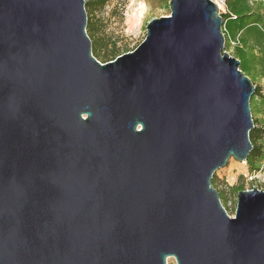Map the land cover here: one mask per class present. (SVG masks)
Here are the masks:
<instances>
[{"label": "water", "instance_id": "1", "mask_svg": "<svg viewBox=\"0 0 264 264\" xmlns=\"http://www.w3.org/2000/svg\"><path fill=\"white\" fill-rule=\"evenodd\" d=\"M100 62L85 0H0V264H264V190L227 214L255 85L213 0Z\"/></svg>", "mask_w": 264, "mask_h": 264}, {"label": "rangeland", "instance_id": "2", "mask_svg": "<svg viewBox=\"0 0 264 264\" xmlns=\"http://www.w3.org/2000/svg\"><path fill=\"white\" fill-rule=\"evenodd\" d=\"M168 1L85 0L86 31L91 40L93 56L100 62H106L132 51L145 38L146 23L150 19L170 14ZM213 1L219 13H224V0ZM136 16L139 17L135 22ZM226 51L232 55V49ZM249 78L260 89L251 114L255 119V128H263L261 136H264V106L259 103V99L264 98V78L252 75ZM238 185L243 186L242 190L253 187L264 190V164L258 171L251 172L246 161L231 157L225 166L214 172L213 186L221 194V203L231 217L234 215L237 191L229 188ZM168 264H175L174 260L168 259Z\"/></svg>", "mask_w": 264, "mask_h": 264}, {"label": "trees", "instance_id": "3", "mask_svg": "<svg viewBox=\"0 0 264 264\" xmlns=\"http://www.w3.org/2000/svg\"><path fill=\"white\" fill-rule=\"evenodd\" d=\"M224 3L225 12L220 14L225 32L224 49H232V55L239 59V68L247 76L264 78V0H224ZM259 90V87L255 85L250 99L252 110L257 104L255 97L259 94ZM259 103L264 106L263 97L259 99ZM252 119L254 125L253 116ZM262 130L263 128L254 126L249 132L252 149L246 158V164L251 172L258 171L264 164ZM213 179L214 174L212 184ZM229 189L238 192L243 189V186H232Z\"/></svg>", "mask_w": 264, "mask_h": 264}, {"label": "bare ground", "instance_id": "4", "mask_svg": "<svg viewBox=\"0 0 264 264\" xmlns=\"http://www.w3.org/2000/svg\"><path fill=\"white\" fill-rule=\"evenodd\" d=\"M138 17H139V16H136V17L134 18V21H135V22L138 20Z\"/></svg>", "mask_w": 264, "mask_h": 264}, {"label": "built area", "instance_id": "5", "mask_svg": "<svg viewBox=\"0 0 264 264\" xmlns=\"http://www.w3.org/2000/svg\"><path fill=\"white\" fill-rule=\"evenodd\" d=\"M225 12V11H224ZM222 30H223V33H224V35H225V32H224V28H223V26H222Z\"/></svg>", "mask_w": 264, "mask_h": 264}]
</instances>
